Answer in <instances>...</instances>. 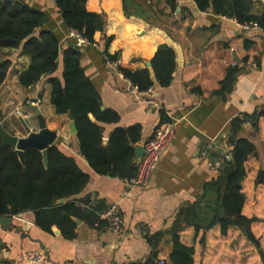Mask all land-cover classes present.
<instances>
[{"label":"crops","instance_id":"0c3cea01","mask_svg":"<svg viewBox=\"0 0 264 264\" xmlns=\"http://www.w3.org/2000/svg\"><path fill=\"white\" fill-rule=\"evenodd\" d=\"M48 14L44 29L59 37L61 47L73 46L70 30L65 27L54 0H28ZM158 4V0H155ZM180 11L160 2L164 12L156 25L137 17H126L121 0H88L87 9L105 17V32L95 35L99 48L80 49L81 65L100 93L103 108L117 112L120 122L104 127V138L115 128L142 126L144 144L161 125V112L175 126L174 139L162 156L146 188L128 187L124 180L98 175L81 154L77 135L70 133L73 118L56 114L51 104V86L44 77L25 88L19 75L31 58L20 49L0 51L2 61L11 66L0 87L3 118L0 124L12 136L26 137L24 123L38 132L33 106L37 105L49 130L57 133L54 145L76 160L90 181L75 200L90 198L91 205L118 204L123 218L119 233L106 222L90 226L79 220L72 240L64 238L57 226L51 232L36 224L34 212L10 217L7 227L0 223V264H29L26 254L43 251L42 264H145L158 255V260L171 264L174 247L172 232L181 223V212L195 208L202 226L197 233L194 224H180L177 234L181 244L194 250V264H264V32L244 31L235 19L220 17L212 8L201 12L194 0H177ZM264 12V0H253L252 15ZM104 36L112 37L106 49L118 55L119 67L137 71L145 69L161 45L175 52L174 80L168 88L155 85L147 93L136 88L104 62ZM246 42L251 44L246 47ZM259 58V65L254 63ZM238 64L245 69L237 76L225 97L215 95L229 68ZM61 62L56 77H61ZM54 76V75H53ZM248 119L239 131L255 145V153L245 163L247 175L242 182L245 203L242 214L252 220L251 231L258 247L237 226L226 234L215 225L205 229L214 215L216 193L205 192L216 180L225 162L231 160L234 136L233 121L244 115ZM261 173L263 182L256 181ZM78 220V219H76ZM75 220V221H76ZM154 241V242H153Z\"/></svg>","mask_w":264,"mask_h":264},{"label":"trees","instance_id":"16d2710c","mask_svg":"<svg viewBox=\"0 0 264 264\" xmlns=\"http://www.w3.org/2000/svg\"><path fill=\"white\" fill-rule=\"evenodd\" d=\"M125 16L137 17L151 25H156L164 12L152 6V0H121ZM88 0H54L55 8L69 30H76L91 43L95 35L105 32L106 20L101 14L87 9ZM175 14L179 5L177 0H158ZM198 9L205 12L212 8L220 17L235 19L239 24L255 23L264 32V12L252 15L253 0H194ZM48 14L33 7L29 1L0 3V51L3 49H20L31 58L29 67L19 75L21 86L28 88L36 85L44 77H51V104L58 115L70 114L77 127V138L82 156L98 175L110 176L125 180L137 172L138 161L135 150L142 141V126L115 128L104 140V127L120 122L117 112L103 109L99 91L81 65L80 49L69 46L61 47L59 37L53 31L44 29L48 23ZM105 50L112 42V37L103 38ZM246 47L251 44L246 42ZM107 51V50H106ZM117 60L118 55H110ZM259 58L254 63L259 65ZM63 63L61 77H56L60 63ZM152 67L131 71L119 67L123 76L139 93H147L155 85L168 88L174 80L176 69L175 52L172 48L161 45L151 59ZM11 62H0V87L4 83ZM245 69L236 64L227 71L220 82V89L215 95L225 97L236 81L237 76ZM54 75V76H53ZM264 117V107L260 111ZM3 118L0 99V121ZM257 114L244 115L233 121L234 136L230 139L232 158L225 162L221 175L207 184L205 192L214 191L216 202L214 215L203 227L210 229L215 225L226 234L229 227L241 228L248 239L260 247L251 231L252 220L242 214L245 196L242 182L247 172L245 163L255 153V145L246 138L239 137L242 124L250 119L255 121ZM170 122L161 112V124ZM90 181L76 160L62 153L55 145L48 149V164L38 150L25 152L23 164L13 148L5 145L0 138V216H17L24 212H34L36 224L45 232H51L57 226L64 238L72 240L76 233V219L90 226L102 223L100 214L108 206L95 202L91 208L90 198L77 204L75 198L83 192ZM263 182L261 173L256 181ZM64 204H58L59 200ZM182 224H194L196 232L201 225L197 210L193 207L181 212ZM181 223L172 232L174 247L171 264H194L192 248L181 244L177 234ZM154 242V241H153ZM157 257L145 264H157ZM159 261V260H158Z\"/></svg>","mask_w":264,"mask_h":264},{"label":"built area","instance_id":"2783aa9c","mask_svg":"<svg viewBox=\"0 0 264 264\" xmlns=\"http://www.w3.org/2000/svg\"><path fill=\"white\" fill-rule=\"evenodd\" d=\"M241 28L244 31L260 30L255 23L241 24ZM69 38L73 41V46L79 49L87 47L99 48L96 42L91 43L76 30H70ZM100 52L107 66L123 76L119 70V59L112 60L110 54L104 49L100 50ZM174 135L175 126L171 122L163 123L155 129L152 136L144 143V155L138 160L136 174L124 180L128 187L146 188L149 185L162 156L171 145ZM100 217L106 222L110 230L116 233L121 231L123 218L118 204L109 205L100 214ZM26 259L29 264H42L46 259V255L43 251H30L26 254ZM157 264H166V262L159 260Z\"/></svg>","mask_w":264,"mask_h":264},{"label":"water","instance_id":"95a60500","mask_svg":"<svg viewBox=\"0 0 264 264\" xmlns=\"http://www.w3.org/2000/svg\"><path fill=\"white\" fill-rule=\"evenodd\" d=\"M16 1H19V0H0V3H4V2L14 3ZM21 1L27 2L28 0H21ZM178 11H180V9H178ZM76 49H79V48L76 47ZM0 62H2L1 58H0ZM146 67L151 68L152 62L147 61ZM33 110L36 112V115H37L38 126H39L38 132L32 131L31 128L24 123L27 136L26 137L12 136L9 133H7L4 130L3 126L0 124V138L2 139L5 145H8L15 150V152L18 154L23 164H25V152L31 149V150L40 151L43 155L44 163L45 165H47L48 164V149L54 145L57 139V133L48 129L46 119L42 115L37 105L33 106ZM258 111L260 112L261 108ZM70 133L72 135L77 134V127H76L74 120L70 124ZM107 142H108V139L104 138L103 143L107 144ZM144 151H145L144 144L137 146L135 150L137 161L141 159V157L144 155ZM57 203L64 204L65 200L64 199L59 200ZM10 222H11V218L9 216H0V223L2 224L3 227H7L10 224ZM76 223L79 224L80 221L76 220Z\"/></svg>","mask_w":264,"mask_h":264},{"label":"rangeland","instance_id":"374dc122","mask_svg":"<svg viewBox=\"0 0 264 264\" xmlns=\"http://www.w3.org/2000/svg\"><path fill=\"white\" fill-rule=\"evenodd\" d=\"M155 0H152V6L155 8V9H159V4H155ZM138 19H141V18H138ZM141 20H143V19H141ZM144 22H146L145 20H143Z\"/></svg>","mask_w":264,"mask_h":264}]
</instances>
